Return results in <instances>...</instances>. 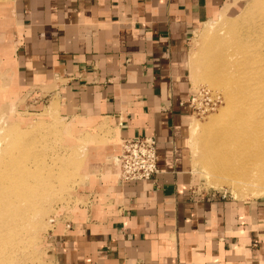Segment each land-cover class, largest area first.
<instances>
[{"label": "crops", "instance_id": "1", "mask_svg": "<svg viewBox=\"0 0 264 264\" xmlns=\"http://www.w3.org/2000/svg\"><path fill=\"white\" fill-rule=\"evenodd\" d=\"M246 1L0 0L14 85L53 87L85 117L76 125L110 117L122 138L157 141L158 173L129 182L113 144L114 171L90 211L78 207L52 235V264H264V199L194 189L189 141L190 36Z\"/></svg>", "mask_w": 264, "mask_h": 264}, {"label": "rangeland", "instance_id": "2", "mask_svg": "<svg viewBox=\"0 0 264 264\" xmlns=\"http://www.w3.org/2000/svg\"><path fill=\"white\" fill-rule=\"evenodd\" d=\"M246 4L244 3L236 14L232 13L229 17L225 16V19H233L243 11V8L247 6ZM254 10L253 16L236 34L243 35L242 33H245L249 35L248 39L253 40L250 43V51L256 53L262 51L259 54L264 58V24L261 25L262 21L259 18V14H264V11ZM214 22L204 23L199 30L190 36L189 77L194 91L201 90L202 92V95L194 103L195 109L192 120L198 123L200 129L210 126L215 132L219 125L217 118L222 107L225 106V97L221 91L214 90L204 83L200 73L201 65L198 63L200 55L203 53V47L212 35L217 33L214 36H229L221 28L220 22ZM211 25L214 30L212 29L211 34L206 36L205 28ZM260 45H262V49H260ZM4 63L3 59H0V154L4 146L13 140L9 131H28L26 138L17 140V142L20 141V148L23 146L24 149L27 143H34L37 150H34L36 156L35 154L28 156L29 151L26 150L24 160L30 166L40 160V164H45L48 169L51 167L54 169H52L53 176L50 177L52 185L48 191H45V199L42 200V196L38 203L42 213L37 215L34 210L33 216L31 214V219H35L34 222L30 219L31 223L34 225L39 222V224L33 226L30 223V227H26L27 230L23 229L21 234L16 235L14 239L16 243L15 252L7 254L5 258L0 256V264H52V262L54 263L52 235L56 233L59 227L62 229L68 223L67 221L73 218L78 207L87 208L90 211L98 198V194L100 196L98 193L100 188L105 185L104 179H107L108 174L114 171L115 163L108 158L117 155L118 150L113 144L118 145L119 150L121 149V128L110 117H100L101 120L97 121L102 123L98 122L95 126L76 125L77 120L81 121L85 117L74 115L65 110L66 107L62 100L58 96H53V87L42 90H37V87L20 88L13 84L10 69L8 66H4ZM56 98L58 101L56 103L57 110L54 111L51 109V104ZM189 138L194 189L203 193H226L228 198L240 201L264 199V193L253 195L251 191L240 190L239 194H235L233 185L228 181L218 182L215 178H209L204 173L205 169L202 162L199 159L196 160V156L193 154L194 147L190 129ZM60 158L62 160H59ZM99 163L103 165V168L99 167ZM102 175H104V179ZM215 181L218 182V187L214 186L213 182ZM27 250L28 252H26Z\"/></svg>", "mask_w": 264, "mask_h": 264}, {"label": "bare ground", "instance_id": "3", "mask_svg": "<svg viewBox=\"0 0 264 264\" xmlns=\"http://www.w3.org/2000/svg\"><path fill=\"white\" fill-rule=\"evenodd\" d=\"M247 1V6L233 19H225L223 14L220 20L214 22H220L221 28L229 36L216 37L214 36L216 33L210 39L208 37V43H205L198 62L201 65L200 73L204 83L224 94L225 106L217 118L219 125L214 132L210 126L200 129L198 123L192 120L190 134L194 147L193 154L196 160L202 162L204 173L209 178H215L218 182L228 181L233 185L235 194H239L240 190H246L255 195L264 193V58L259 54L262 51L259 53L250 51V43L253 40L248 39L249 35L236 33H239L253 16L254 9L264 11V0ZM259 15L263 26L264 14ZM205 29V35L208 36L213 28L211 25ZM260 46L262 49V45ZM51 109L57 110L54 104H51ZM80 124L87 125L84 122H79L78 125ZM27 133L28 131L22 130L9 131L13 140L4 146L0 154L2 258L15 252L14 239L31 221L34 222L35 219H31L33 211L35 210L37 215L42 213L38 203L42 196V200L45 199V191L52 185L50 177L53 176L54 167L48 169L45 164H40V160L30 166L24 160L26 150L29 151L28 156H33L34 150H37L34 143H27L25 149L23 146L20 148V141L17 140H24ZM115 162L118 164V155ZM218 182H213L214 186L218 187ZM38 224L39 222L34 225L31 223L33 226Z\"/></svg>", "mask_w": 264, "mask_h": 264}, {"label": "built area", "instance_id": "4", "mask_svg": "<svg viewBox=\"0 0 264 264\" xmlns=\"http://www.w3.org/2000/svg\"><path fill=\"white\" fill-rule=\"evenodd\" d=\"M201 95V90H198L190 97L188 103L193 109L194 103ZM118 160L120 181L151 180L159 171L156 139L150 136L122 138ZM223 196H226V193Z\"/></svg>", "mask_w": 264, "mask_h": 264}]
</instances>
